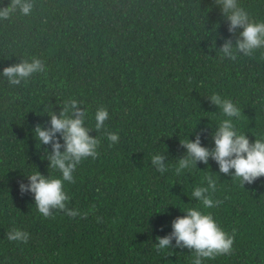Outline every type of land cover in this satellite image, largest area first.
<instances>
[{
  "label": "trees",
  "instance_id": "1",
  "mask_svg": "<svg viewBox=\"0 0 264 264\" xmlns=\"http://www.w3.org/2000/svg\"><path fill=\"white\" fill-rule=\"evenodd\" d=\"M239 3L264 19V0ZM229 37L236 39L215 0H34L30 14L0 19V69L32 56L46 65L17 85L0 76V264H192L194 250L169 253L154 243L185 214L180 207H202L192 188L219 170L209 157L177 173L186 151L180 140L199 134L212 146L224 118L213 92L241 107L233 119L250 141L264 132V48L222 57ZM69 97L83 101L90 127L99 105L109 116L105 128L90 130L101 139L98 155L82 159L64 184L66 207L78 214L52 209L44 217L19 183L36 168L60 175L44 155L51 145L39 148L33 129L49 126L45 111L59 114ZM105 129L119 140L109 142ZM156 151L168 153L163 173L151 164ZM216 175L219 202L204 210L233 235V246L202 264H264V175L244 186ZM13 228L28 240H9Z\"/></svg>",
  "mask_w": 264,
  "mask_h": 264
},
{
  "label": "clouds",
  "instance_id": "2",
  "mask_svg": "<svg viewBox=\"0 0 264 264\" xmlns=\"http://www.w3.org/2000/svg\"><path fill=\"white\" fill-rule=\"evenodd\" d=\"M220 5L224 17L228 21L229 33H234L236 39L226 38L218 48L222 57L236 59L237 54L250 56L254 50L264 48V19H254L250 12L241 6L239 0H215ZM34 0H10L5 6H0V19L10 18L17 13L28 15L32 12ZM237 29H239L237 33ZM46 65L37 56L21 58L18 62L9 64L0 69V76L7 77L10 84L17 85L34 73L44 72ZM212 103L218 106L223 114L218 125L211 133L213 144L211 147L201 143L200 135L194 139L180 140L186 149L182 156L177 157L175 171L197 167V161L208 164L209 157L218 164V172L211 171L205 174L206 184L195 185L191 196L200 201L202 207H180L185 214L177 215L171 221V231L156 237L155 247L158 250L174 248H188L194 250L192 264H202V258H214L220 254H228L232 250L233 235L225 231L214 218L212 212L205 211L219 201L213 199L212 193L217 186L219 173L229 174L238 178L244 186L251 184L258 177L264 175V132L249 139L245 131H240L233 118L241 114V107L231 98H224L213 92L208 96ZM83 101L74 97L67 98L57 114L53 109L47 110L50 120L49 126L37 123L33 129V136L39 141V148L51 145L44 154L48 160V167L59 170L60 175H45L37 168L24 174L27 183L20 181L21 192L29 191L33 194L36 208L44 217L52 215V209L64 210L68 216L75 217L78 209L66 207L69 194L65 190V182L74 179L73 173L77 165L86 157L95 158L97 148L101 143L99 136L91 135L90 130L105 128V120L109 116L108 108L99 105L95 109V124L85 123L87 108L80 107ZM59 133V136H57ZM111 143L119 140L118 131L103 133ZM166 151H156L151 154V164L161 173L169 167ZM198 168V167H197ZM230 169L234 170L230 172ZM7 238L14 241L26 242L29 233L20 228H13L7 232ZM174 240V244H173Z\"/></svg>",
  "mask_w": 264,
  "mask_h": 264
}]
</instances>
